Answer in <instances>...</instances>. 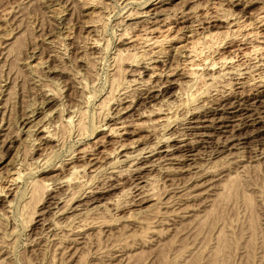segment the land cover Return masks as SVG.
<instances>
[{
	"label": "rangeland",
	"instance_id": "obj_1",
	"mask_svg": "<svg viewBox=\"0 0 264 264\" xmlns=\"http://www.w3.org/2000/svg\"><path fill=\"white\" fill-rule=\"evenodd\" d=\"M263 12L0 0V264H264Z\"/></svg>",
	"mask_w": 264,
	"mask_h": 264
},
{
	"label": "bare ground",
	"instance_id": "obj_2",
	"mask_svg": "<svg viewBox=\"0 0 264 264\" xmlns=\"http://www.w3.org/2000/svg\"><path fill=\"white\" fill-rule=\"evenodd\" d=\"M141 14V13H140ZM143 15V14H142ZM131 16V15H130ZM149 20V19H148ZM151 20V19H150ZM167 20V19H166ZM256 21H259V22H264V12L262 13V15L261 16H259L258 18H257V20ZM151 22V21H150ZM236 25V27L235 28H237V30H246V28L248 27V25H246V24H242L241 22H238L237 24H235ZM256 25V24H255ZM156 27V26H155ZM206 29V28H205ZM154 30V29H153ZM166 29H164V31H165ZM151 31V30H150ZM234 31H236V30H234ZM151 32H153V31H151ZM157 32V31H156ZM162 32V31H161ZM198 32V31H197ZM143 33V32H142ZM150 33V32H149ZM164 33V32H163ZM247 33V32H246ZM141 34V33H140ZM161 34V33H160ZM150 34H144L143 36H140V37H135L136 39H137V42H139V44H142L144 47L145 46H147V47H156L157 45H160L162 42H163V39L165 38V36L163 37V36H161V35H158V37H150L149 36ZM181 37V36H180ZM205 37V36H204ZM176 38V37H175ZM211 38V37H210ZM136 39H134V40H136ZM173 39V38H172ZM204 39V38H203ZM133 40V39H132ZM165 40V39H164ZM207 40V39H206ZM199 41V40H198ZM204 41H205V39H204ZM190 42V41H189ZM192 42V41H191ZM201 43H203V41L202 42H200V44ZM250 44V43H249ZM198 42L196 41H194V42H192L191 43V45L190 46H188L187 48H186V52H187V56H185V58L187 57V59H186V61H184V63H183V65H182V68L181 69H183L184 71H185V73H186V75H188L189 77H191L192 75L193 76H195V74L196 73H198V70H200V68L199 67H201V65H203V63H201V65H200V63H195L196 62V59H197V57L199 56V54H198V50L199 49H202V48H197L198 47ZM141 46V45H140ZM200 46V45H199ZM207 46V45H206ZM138 47V46H137ZM183 47V46H182ZM202 47V46H201ZM203 48H206L205 46L203 47ZM185 49V48H184ZM198 49V50H197ZM208 49V48H207ZM235 50V49H234ZM257 50H259V47H258V49L256 48V47H253L252 48V50L250 51V53L251 52H257ZM144 51V50H143ZM201 51H203V49L201 50ZM140 52V51H139ZM186 52H185V55H186ZM200 52V51H199ZM119 53V52H118ZM258 53V52H257ZM249 54V53H248ZM248 54H244V55H242L243 56V59L245 58L246 60H247V58L252 54H250V55H248ZM181 55V54H180ZM256 55V54H255ZM258 55V54H257ZM201 56V55H200ZM247 57V58H246ZM251 57V56H250ZM249 57V58H250ZM201 58V57H200ZM248 58V59H249ZM183 60V59H182ZM205 60V59H204ZM204 60H201V61H199V62H204ZM255 61V60H254ZM198 62V61H197ZM249 62V61H248ZM205 63V62H204ZM223 63V62H222ZM262 63V62H261ZM206 64V63H205ZM214 64V63H213ZM212 64V65H213ZM148 65V64H147ZM209 66H210V64H208ZM211 65V67L213 68L214 67V65L212 66ZM258 65V64H257ZM206 66H207V64H206ZM255 68H256V66H255ZM203 70V69H202ZM212 70V69H211ZM262 71V70H261ZM169 75V74H168ZM199 75V74H198ZM197 76V75H196ZM151 78V77H150ZM198 78V77H197ZM201 78H203V77H201ZM263 79V78H262ZM141 83V82H140ZM160 87V86H159ZM140 88V87H139ZM144 96V95H143ZM142 105V104H141ZM244 108V107H243ZM154 112V111H153ZM243 117V116H242ZM258 118V117H257ZM157 122V121H156ZM204 122V121H203ZM152 123V122H151ZM256 123V122H255ZM116 125V124H115ZM125 125V124H124ZM242 125H243V123H242ZM221 126V125H220ZM118 129H121V127L120 128H118ZM117 129V130H118ZM124 129V128H123ZM153 129V128H152ZM196 129V128H195ZM199 129V128H198ZM112 130H114V129H112ZM116 130V131H117ZM110 132V131H109ZM115 132V131H114ZM124 134H125V132H124ZM202 136V135H201ZM232 140V139H231ZM123 143V142H122ZM137 143V142H136ZM125 144V143H124ZM230 146V145H229ZM121 149L123 148V147H120ZM119 150V149H118ZM123 150V149H122ZM139 152V151H138ZM112 154V153H111ZM126 156V155H125ZM6 195V194H5ZM224 241V240H223ZM222 244H224V243H222ZM219 245H220V243H219ZM223 245H221V247H222ZM220 248V247H219ZM224 248V247H223ZM221 249V248H220ZM218 250V249H217Z\"/></svg>",
	"mask_w": 264,
	"mask_h": 264
}]
</instances>
